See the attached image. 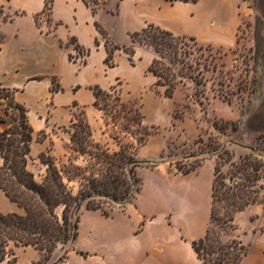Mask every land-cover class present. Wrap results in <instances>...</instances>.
<instances>
[{
    "label": "crops",
    "instance_id": "1",
    "mask_svg": "<svg viewBox=\"0 0 264 264\" xmlns=\"http://www.w3.org/2000/svg\"><path fill=\"white\" fill-rule=\"evenodd\" d=\"M46 3L0 0L5 14L12 17L0 25V87L13 91L15 102L28 109L34 130L32 146L42 132L46 134L42 143H46L52 128L69 127L80 107L86 110L94 140L111 139L107 134L99 136L94 126L102 112L93 106L91 88L109 91L117 82H127L124 71L147 86L156 84L157 78L148 71L156 55L148 46L136 47L134 65L123 50L114 51V67L105 63L107 42L129 45L132 35L149 25L212 49L231 51L246 40L257 73L264 76V0H53L50 12L45 10ZM97 24L108 37L99 32ZM201 167L183 176L195 174L198 178ZM139 210L145 218L136 233L144 247L143 256L136 262L141 254L134 251L129 264H202L191 244L204 237L208 225L199 235L189 230L190 209H175L166 218V224L175 230L165 235L159 231L165 225L159 211L143 205ZM241 216L248 220L243 225L239 224ZM235 223V238L248 247L240 264H264V206L249 207L237 215Z\"/></svg>",
    "mask_w": 264,
    "mask_h": 264
},
{
    "label": "rangeland",
    "instance_id": "2",
    "mask_svg": "<svg viewBox=\"0 0 264 264\" xmlns=\"http://www.w3.org/2000/svg\"><path fill=\"white\" fill-rule=\"evenodd\" d=\"M184 42V50L191 53L185 57L186 66H191L190 74L195 84L186 79L173 97L167 98L165 87L147 86L145 81L124 71L129 77L127 82L119 81L114 86L123 101L132 102L141 110L145 123L155 132L139 152L138 159L155 161L159 166L138 169L142 185L133 204L126 210L107 209L108 218L99 211H88L83 207L79 216V236L74 244L59 246L52 257L31 247H16L4 264H54L66 250L70 252L68 260L57 264H129L128 260L133 258L136 250L141 254L134 259L138 262L144 247L136 233L145 222L140 205L159 211L165 224L159 230L163 235L175 230L167 225L168 222L166 224L175 209H190L188 228L195 235L201 234L207 225L209 227L210 190L216 163L228 176L233 165L241 167L254 162L251 149L264 157V76L262 72L257 73L259 68L253 62L254 55L246 40H241L231 51L207 49L187 39ZM4 110L5 105H0V118H5ZM83 110L80 107L75 111L74 122L78 123L84 117ZM100 117L96 116L94 126L102 136L105 134L102 113ZM87 120L89 122L88 117ZM71 125L61 130L52 128L51 139L46 143H42L41 134L37 137L28 167L38 181L46 172L40 161L43 153L50 151L57 164L66 162L67 152L62 139L71 140L74 132ZM106 138L107 141L101 144L112 151L117 150L114 141ZM198 164H202L198 178L195 174L187 178L178 170V166L190 170ZM245 172L250 173L252 169L247 168ZM259 174L261 179L252 189L260 191V204L256 205L264 206V189L259 188H264V168ZM0 210L23 213L1 190ZM247 221L246 216H241L239 224ZM235 228L221 230L214 226L225 242L236 239V223Z\"/></svg>",
    "mask_w": 264,
    "mask_h": 264
},
{
    "label": "trees",
    "instance_id": "3",
    "mask_svg": "<svg viewBox=\"0 0 264 264\" xmlns=\"http://www.w3.org/2000/svg\"><path fill=\"white\" fill-rule=\"evenodd\" d=\"M52 3L53 0H47L46 12L51 11ZM9 20L12 17L6 15L4 7L0 6V22ZM97 28L108 37L99 24ZM186 39L196 43L193 38L177 37L149 25L133 34L129 45L118 46L107 42L105 63L114 67V51L123 50L134 65L137 45L152 48L156 56L148 71L157 78L155 85L165 87V96L172 98L186 79L195 84L190 74L191 66H186L185 57L191 55L184 50ZM91 90L95 97L93 106L103 114L105 134L118 149L112 151L94 140L84 108V117L78 123L72 122L74 132L70 143L64 145L66 162L57 164L50 151L43 153L40 161L46 172L38 181L28 167L34 141L29 111L15 102L13 91L0 87V105H5V118H0V190L23 210L21 214L0 210V263L5 262L16 247H31L52 257L59 246L74 244L79 236V216L83 207L88 211H99L107 218L110 217L107 209L126 210L141 191L138 169L159 166L158 162L138 159L139 152L155 133L154 128L145 123L141 110L134 103L123 101L116 87L105 91L95 86ZM56 91L53 87V92ZM45 138L46 134L42 132L41 140ZM251 157L254 162L241 167L233 165L229 178L218 162L214 167L210 225L204 237L191 244L202 264H240L248 253V247L237 239L223 241L214 226H219L221 230H235L237 215L260 204V191L252 188L261 179L259 173L264 168V157L254 149H251ZM201 166L198 164L190 170L178 166V170L186 175ZM247 168H251L252 172L246 173ZM259 188L264 189L262 186ZM69 253L66 250L54 264L67 260Z\"/></svg>",
    "mask_w": 264,
    "mask_h": 264
}]
</instances>
